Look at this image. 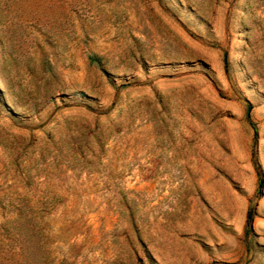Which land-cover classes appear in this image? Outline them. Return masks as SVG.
I'll list each match as a JSON object with an SVG mask.
<instances>
[{
	"label": "rangeland",
	"instance_id": "1",
	"mask_svg": "<svg viewBox=\"0 0 264 264\" xmlns=\"http://www.w3.org/2000/svg\"><path fill=\"white\" fill-rule=\"evenodd\" d=\"M0 264H264V0H0Z\"/></svg>",
	"mask_w": 264,
	"mask_h": 264
},
{
	"label": "trees",
	"instance_id": "2",
	"mask_svg": "<svg viewBox=\"0 0 264 264\" xmlns=\"http://www.w3.org/2000/svg\"><path fill=\"white\" fill-rule=\"evenodd\" d=\"M88 58H89V61L91 63H98L99 62V58L94 55V54H90L88 55ZM227 54L224 52V63H225V66H227ZM250 109H251V105L250 103H248L246 105V118L247 119H250ZM261 181H259V185H260ZM253 212L249 211L248 212V215H247V219H246V223H245V226H244V232L246 235H249L251 232H252V221H253ZM20 219V216L18 217V221ZM18 227V226H16Z\"/></svg>",
	"mask_w": 264,
	"mask_h": 264
}]
</instances>
